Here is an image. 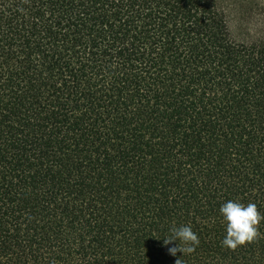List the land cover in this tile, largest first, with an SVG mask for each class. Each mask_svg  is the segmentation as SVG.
<instances>
[{
    "label": "trees",
    "instance_id": "1",
    "mask_svg": "<svg viewBox=\"0 0 264 264\" xmlns=\"http://www.w3.org/2000/svg\"><path fill=\"white\" fill-rule=\"evenodd\" d=\"M0 0V264H264V0ZM199 245L172 256L171 225Z\"/></svg>",
    "mask_w": 264,
    "mask_h": 264
},
{
    "label": "clouds",
    "instance_id": "2",
    "mask_svg": "<svg viewBox=\"0 0 264 264\" xmlns=\"http://www.w3.org/2000/svg\"><path fill=\"white\" fill-rule=\"evenodd\" d=\"M219 213L225 224V235L221 246L229 250H235L238 246L251 242L257 236V226L264 220V214L258 212L254 203L243 204L239 201L228 200L221 204ZM163 244L168 246V253L172 256L182 253V256L190 255L199 245V237L190 225H171L168 229ZM176 264H181L180 259Z\"/></svg>",
    "mask_w": 264,
    "mask_h": 264
},
{
    "label": "rangeland",
    "instance_id": "3",
    "mask_svg": "<svg viewBox=\"0 0 264 264\" xmlns=\"http://www.w3.org/2000/svg\"><path fill=\"white\" fill-rule=\"evenodd\" d=\"M226 2V7L229 10V12H231L232 14V19H231V23L230 26L233 30H236L237 28V20L236 17H234L236 14H238L239 11V2L240 0H224Z\"/></svg>",
    "mask_w": 264,
    "mask_h": 264
}]
</instances>
